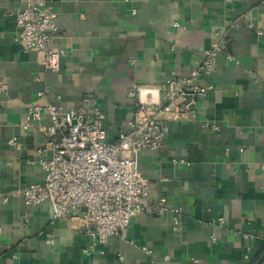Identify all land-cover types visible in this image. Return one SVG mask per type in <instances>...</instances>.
I'll list each match as a JSON object with an SVG mask.
<instances>
[{
    "label": "crops",
    "instance_id": "0c3cea01",
    "mask_svg": "<svg viewBox=\"0 0 264 264\" xmlns=\"http://www.w3.org/2000/svg\"><path fill=\"white\" fill-rule=\"evenodd\" d=\"M47 1L58 12L53 46L64 50L56 72L14 40L23 1L0 0V264H264V0ZM216 35L233 59L221 52L215 70L199 75L213 87L195 117L170 121L162 147L136 157L150 200L164 196L178 208L176 223L170 211L140 213L121 236L92 245L80 217L24 202L22 188L44 180L29 163L36 147L52 154L39 129L46 116L23 127L29 104L89 108L94 100L114 140L134 114L129 87L187 76Z\"/></svg>",
    "mask_w": 264,
    "mask_h": 264
},
{
    "label": "built area",
    "instance_id": "2783aa9c",
    "mask_svg": "<svg viewBox=\"0 0 264 264\" xmlns=\"http://www.w3.org/2000/svg\"><path fill=\"white\" fill-rule=\"evenodd\" d=\"M22 1L24 7L15 17L18 29L14 40L41 54L44 69L56 72L64 53L63 49L53 46L60 35L56 22L58 12L47 0ZM255 33L262 36V28L255 27ZM216 36L205 51L203 61L187 76L173 74L158 84L129 87L134 114L123 123L124 128L114 140L107 139L102 125L104 113L94 100L89 108L64 109L51 101L29 104L23 127L36 125L46 116L47 122L39 129L45 133V144L51 147L52 154L49 158L43 157L44 147H36L38 156L29 163L41 167L44 180L22 188L24 202L37 205L48 201L53 217H80L93 237L92 245L104 243L109 236H121L140 213L161 215L170 211L176 223L178 208L169 207L164 196L150 200L149 182L138 170L136 157L141 150L156 151L162 147L170 121L195 117L197 101L213 87L199 83V75H209L215 70L216 57L221 52L226 60L233 59L228 51V39ZM4 88L5 84L0 81V92ZM42 95L44 91L39 92ZM9 144L16 148L21 145L16 138L10 139ZM141 249L149 251L145 246Z\"/></svg>",
    "mask_w": 264,
    "mask_h": 264
},
{
    "label": "trees",
    "instance_id": "16d2710c",
    "mask_svg": "<svg viewBox=\"0 0 264 264\" xmlns=\"http://www.w3.org/2000/svg\"><path fill=\"white\" fill-rule=\"evenodd\" d=\"M264 251V250H263ZM262 255V253H261ZM258 259V258H257ZM257 259L255 261H257ZM255 261L251 262V263H247V264H256Z\"/></svg>",
    "mask_w": 264,
    "mask_h": 264
}]
</instances>
